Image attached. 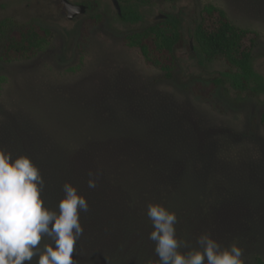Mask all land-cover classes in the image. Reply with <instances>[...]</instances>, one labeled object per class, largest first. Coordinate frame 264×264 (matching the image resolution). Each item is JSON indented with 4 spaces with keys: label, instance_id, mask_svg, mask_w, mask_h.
I'll use <instances>...</instances> for the list:
<instances>
[{
    "label": "rangeland",
    "instance_id": "obj_1",
    "mask_svg": "<svg viewBox=\"0 0 264 264\" xmlns=\"http://www.w3.org/2000/svg\"><path fill=\"white\" fill-rule=\"evenodd\" d=\"M70 1L92 6L70 19L63 0H0V29L9 24L0 30V147L35 161L51 206L65 181L85 194L76 264H159L146 215L154 201L177 212L178 236L195 243L210 231L223 245L238 240L245 264L264 259V89L238 90L227 78L214 88L207 82L230 66L192 49L212 3L257 33L244 46L256 38L264 81V0H150L136 4L138 22L112 0ZM167 14H179L184 32L172 78L125 40ZM215 19L205 16L209 28ZM30 24L50 28L51 44L7 58V35ZM89 171L100 173L95 189Z\"/></svg>",
    "mask_w": 264,
    "mask_h": 264
},
{
    "label": "clouds",
    "instance_id": "obj_2",
    "mask_svg": "<svg viewBox=\"0 0 264 264\" xmlns=\"http://www.w3.org/2000/svg\"><path fill=\"white\" fill-rule=\"evenodd\" d=\"M100 173L89 171L87 187L95 189ZM46 182L28 154L13 155L0 147V264H76L77 242L83 235L81 214L89 211L84 193L70 181L62 185L56 206L44 197ZM147 218L159 264H245L235 238L223 245L210 231L195 243L177 235V212L164 202H149ZM42 241H46L42 245Z\"/></svg>",
    "mask_w": 264,
    "mask_h": 264
},
{
    "label": "trees",
    "instance_id": "obj_3",
    "mask_svg": "<svg viewBox=\"0 0 264 264\" xmlns=\"http://www.w3.org/2000/svg\"><path fill=\"white\" fill-rule=\"evenodd\" d=\"M119 2L121 4V18L125 21L138 22L142 19V15L135 8L136 4H148L150 0H119ZM88 5L92 6L91 3ZM205 16H216L211 28L207 26ZM97 17L94 16V18ZM8 26L7 21L2 23L0 29L2 33ZM251 33L254 34L255 32L235 25L224 9L212 3L204 7L201 18L193 30L194 46L192 49L195 51V55L200 54L207 61L221 58L230 66V69L224 72L221 77L212 78L207 83L216 88L223 85L227 78L238 90L251 89L257 92L264 89V81L254 69L253 53L257 33L251 40L252 45L250 47L244 46V40ZM51 37L52 30L50 28L30 24L21 29L19 34L7 35L5 56L7 58L30 57L46 49L51 44ZM183 39L184 32L179 14L164 15L162 19L141 30L133 31L125 37L129 47L138 48L145 60L159 66L167 78L173 76L176 68L175 49ZM157 53L169 54V62L164 63L156 56L155 58L153 55H157ZM253 84H256V87ZM261 119L264 124V114ZM256 262L257 264H264V259L257 256Z\"/></svg>",
    "mask_w": 264,
    "mask_h": 264
},
{
    "label": "water",
    "instance_id": "obj_4",
    "mask_svg": "<svg viewBox=\"0 0 264 264\" xmlns=\"http://www.w3.org/2000/svg\"><path fill=\"white\" fill-rule=\"evenodd\" d=\"M113 3L115 4L119 15H121V4L119 2V0H112ZM63 3L65 5V9H67L68 11V17L70 19H73L75 16L81 14V13H85L86 9H87V5L86 4H76L71 2L70 0H63Z\"/></svg>",
    "mask_w": 264,
    "mask_h": 264
},
{
    "label": "flooded vegetation",
    "instance_id": "obj_5",
    "mask_svg": "<svg viewBox=\"0 0 264 264\" xmlns=\"http://www.w3.org/2000/svg\"><path fill=\"white\" fill-rule=\"evenodd\" d=\"M76 4H78V3H76ZM68 12V11H67Z\"/></svg>",
    "mask_w": 264,
    "mask_h": 264
}]
</instances>
